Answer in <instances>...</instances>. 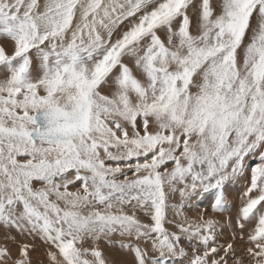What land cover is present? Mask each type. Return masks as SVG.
Masks as SVG:
<instances>
[{"label": "snow or ice", "instance_id": "snow-or-ice-1", "mask_svg": "<svg viewBox=\"0 0 264 264\" xmlns=\"http://www.w3.org/2000/svg\"><path fill=\"white\" fill-rule=\"evenodd\" d=\"M205 197L264 264V0H0L6 240L47 264H109L104 243L122 264H241L220 220L185 215ZM17 247L0 264H34Z\"/></svg>", "mask_w": 264, "mask_h": 264}, {"label": "rangeland", "instance_id": "rangeland-1", "mask_svg": "<svg viewBox=\"0 0 264 264\" xmlns=\"http://www.w3.org/2000/svg\"><path fill=\"white\" fill-rule=\"evenodd\" d=\"M252 163H255V161H249L250 165ZM169 167H171V165H169ZM78 186H79L78 184L76 186H71V190H76ZM245 188H246V184L245 181L242 179L232 182L227 186L228 197L229 200L231 201V206H233L234 208H238L240 206L241 197L244 194ZM210 201H211L210 197H205L198 201L192 202L190 205L185 207L184 209L185 215H187L190 219H195L201 213H204L205 215H211L214 218L221 220L220 222L222 225V232H223L222 236L220 237L221 242L225 246L227 245V243L231 242L235 249V256L241 260V264H251L250 258L246 253V248L248 247V245L245 243V240H241L239 238L233 239V233L234 232L238 233L239 229L238 228L236 229L235 225L229 226L227 222L229 217L234 216V212H229L228 214L226 213L223 216L214 213L212 212ZM171 202L172 203L179 202V196H177L175 200ZM139 218H141L142 220L146 219L142 215H139ZM11 235L15 237V240H6L4 238L3 229H0V245H7L9 248L12 249L13 254L15 255L18 253L19 250L17 247L18 244L35 243L37 246V252L32 254L34 264H36L37 261H43V264H47V258L43 255L44 246L39 240L33 241L30 238L22 237L15 230L12 231ZM112 239L116 242L123 240L126 244L129 243L127 238L120 237L119 235L114 236ZM101 248L105 252L106 258L109 260V264H122L123 261L131 259L130 251L128 249H121L116 244L109 245L107 243H104L101 245ZM148 255L151 258L159 259L158 254L152 253L151 251H149ZM229 264H233L232 260H229Z\"/></svg>", "mask_w": 264, "mask_h": 264}, {"label": "bare ground", "instance_id": "bare-ground-1", "mask_svg": "<svg viewBox=\"0 0 264 264\" xmlns=\"http://www.w3.org/2000/svg\"><path fill=\"white\" fill-rule=\"evenodd\" d=\"M237 184V183H236ZM238 185H240V184H238ZM245 186V185H244ZM243 192V191H242ZM240 197H241V195H240ZM240 204H241V202H240ZM228 214V213H227ZM221 221V220H220ZM225 223V222H224ZM237 229V228H236ZM231 233H233V232H231Z\"/></svg>", "mask_w": 264, "mask_h": 264}]
</instances>
